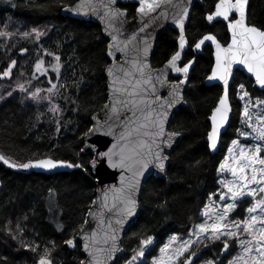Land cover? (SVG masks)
<instances>
[{"label":"trees","instance_id":"obj_1","mask_svg":"<svg viewBox=\"0 0 264 264\" xmlns=\"http://www.w3.org/2000/svg\"><path fill=\"white\" fill-rule=\"evenodd\" d=\"M76 1L0 0V155L9 161H0V264H38L45 252L55 264H80L85 257L81 243L72 249L66 241L85 226L96 197L90 168L93 155L84 153L83 145L92 115L108 101L105 70L111 61L109 40L100 24L63 14V8ZM217 1L204 0L193 6L186 31L189 50L183 63L195 57V66L185 91L187 105L174 115L169 127L181 139L170 155L165 177L153 174L145 182L139 216L127 229L124 254L115 264H127L133 257H138L136 264H153L150 261L171 235L186 236L204 220L206 207L220 209L227 202L219 198L227 191L220 181L230 180L231 175L221 173L219 166L233 140L239 142L238 147L254 148L260 143L264 148L253 131L256 126L264 127L255 120L264 114V90L241 70L235 72L230 88L233 115L218 152L212 153L206 140L222 88L205 83L214 62L211 46L199 54L192 46L207 33L222 42L228 40L225 23L207 21ZM119 5L129 18L135 15V0ZM248 20L264 30V0H250ZM178 36L172 27L161 33L153 56L155 67L177 51ZM40 60L51 66L49 74L36 70ZM55 65L60 67L58 72ZM7 69L11 72L5 76ZM240 84L249 93L243 100ZM246 103L253 127L244 123ZM260 155L264 157V151ZM43 157L81 167L45 174L10 166ZM252 204V198L244 197L231 216L244 220ZM149 238L152 243L145 252L149 261L143 262L138 253L141 241Z\"/></svg>","mask_w":264,"mask_h":264},{"label":"water","instance_id":"obj_2","mask_svg":"<svg viewBox=\"0 0 264 264\" xmlns=\"http://www.w3.org/2000/svg\"><path fill=\"white\" fill-rule=\"evenodd\" d=\"M124 1L115 0L113 3L112 0H77L73 5H68L62 10L66 16L92 20L100 24L103 34L109 40L107 54L111 61L105 70L108 101L99 111L92 115V127L84 138V153H92V161L95 160L97 162L95 168L92 167V161L90 163L96 182V197L88 211L87 223L71 239L74 242V246L68 244L73 249L77 242L81 243L85 257L80 264H93V257H96L100 264H115L117 259L124 254L122 241L127 229L139 216L142 188L147 179L153 174L165 177L167 166L171 161L170 155L175 149L177 142L181 139V134L178 133V135L172 137L169 145L167 134L177 133L170 131L169 127L174 115L181 107L187 105L185 91L192 69L195 66V57L187 63H183L185 53L189 50V39L186 31L193 6L195 3H202L204 0H148V3L153 5V10L147 11V5H145L146 11L144 13L139 11L141 8L140 0H136V13L131 18H129L128 11L119 5V3ZM249 5L250 0H248L246 7L247 23L253 25L248 20ZM214 12L215 9L210 14ZM233 16H236L235 19L239 18V14L234 11L227 21L222 18H214L212 21L207 19V21L210 24L216 21H223L228 25L233 21H231ZM180 21H183L182 30ZM253 26L259 28L256 25ZM168 27L176 29L179 34L177 40L178 49L174 53H181L177 66L183 67L191 62L185 83H181L185 74L176 72L168 64L174 54L163 65L159 67L153 65V56L158 39ZM229 33L231 39L227 45H224L215 34L207 33L193 46L194 51L198 54L203 51L206 45L212 46L214 62L205 83L207 85L221 86L222 94L220 98L224 93L223 81L208 79L216 66V43L205 40L200 48H196L195 45L205 36L213 35L222 47L227 48L232 40L230 28ZM181 35H183L185 40L183 49L180 47ZM109 70H111V74H109ZM236 70L245 72L253 79L259 89L264 90L256 83L254 75L249 73L246 67L239 64L232 66V73L228 82V98L231 111L227 124L220 129L219 140L215 150L210 147L208 135L212 130L211 116L214 109L219 106V101L209 118L210 130L206 140L212 153L218 152L222 136L231 122L233 105L230 88ZM172 77L178 79H172ZM148 81L151 83H148ZM177 89L180 91L182 99H178V102L174 103L172 107H168V102L173 99L174 91ZM129 92L133 93V95L129 96ZM134 99L137 101L136 104L131 103ZM113 107H115L116 111L112 110ZM165 112L167 116L163 117L162 114ZM160 118L165 121V135L161 137L150 135L149 133H154L158 130L153 121H158ZM113 145H115V148H113ZM109 151L113 153H121L122 151V154L128 158L126 159V167H112L108 163L107 157L99 155ZM156 152H159L162 158H166L164 159L165 167L163 170L157 167ZM45 158L52 157L39 159ZM113 160H118V156H114ZM144 163H148L147 168L143 167ZM80 167V165L77 167L62 166L51 170L33 167L29 168L28 171L54 174L62 171H72ZM1 189L2 180L0 178V191ZM130 194L136 201V205L133 214L127 216L122 210L127 206L126 200ZM117 221H123V223H117ZM85 244L88 245V250H85ZM113 248H115V251H113ZM206 250L207 247L192 255L187 261H190V264H194ZM226 252L224 251V254Z\"/></svg>","mask_w":264,"mask_h":264},{"label":"snow or ice","instance_id":"obj_3","mask_svg":"<svg viewBox=\"0 0 264 264\" xmlns=\"http://www.w3.org/2000/svg\"><path fill=\"white\" fill-rule=\"evenodd\" d=\"M114 3L115 0H112ZM141 8L140 12L144 13L146 11L145 5H147V11L153 10V5L148 3V0H140ZM248 0H219L216 4L215 12L208 15L207 19L212 21L214 18H222L223 20H229L230 15L235 11L239 14L238 19H233L232 22L228 24L232 32V40L227 48H224L216 40L213 35L205 36L199 43L195 46L200 48L201 44L205 40L212 41L216 43V66L212 70V75L208 78L209 80L219 79L223 81L224 93L219 100V106L216 107L211 116L212 130L208 135V140L210 141L211 149L215 150L217 147V142L219 140L220 129L224 127L228 122V116L231 111V106L229 104L228 98V82L229 77L232 73V66L234 64L243 65L246 67L249 73H252L255 77V81L262 88H264V30H261L253 25L247 23L246 17V7ZM181 30L183 29V21H180ZM35 31V30H34ZM3 35V33H0ZM25 35H28L25 33ZM37 33V38L39 37ZM184 37L181 35L180 47H184ZM180 52L174 54L168 61V64L176 72H182L185 74L184 80L181 83L187 81V73L191 67V62L184 65L183 67L177 66V61L180 59ZM57 61L59 57H56ZM15 61H12V65H15ZM41 61L36 65V70H41ZM55 70L59 71V65L56 66ZM46 71V69H45ZM11 69L4 73L5 76L10 75ZM111 74V70H109ZM148 83H151L148 81ZM23 87V86H21ZM55 87V85L53 86ZM239 88L241 90L240 99L243 100L245 97H249V93L244 89V85L240 84ZM36 93H33L35 96ZM129 96L133 93L129 92ZM178 99H182L180 91L177 89L174 91V97L168 102V107L178 102ZM143 102V101H140ZM131 103L136 104L137 101L134 99ZM259 101L256 103V107L260 106ZM116 111L115 107L112 109ZM163 117L167 116V113L162 114ZM243 116L245 117L244 123L249 127L252 126L253 117L250 115L247 103L243 109ZM255 120L264 123V114L257 115ZM157 127V131L154 133H149L155 137H161L165 135L164 119L160 118L158 121H153ZM256 133L255 139L257 141L264 142V127L256 126L253 128ZM243 135H250L251 133H242ZM178 135V133H168L167 139L169 145L173 136ZM239 142L237 140L232 141V147L228 149V156L224 159L223 163L219 166V171L221 173H229L232 177L231 180H221L220 183L227 189L226 192H221L220 200L224 201L229 198L232 202L225 203L221 205L220 209L216 210L215 217L212 223H204L198 225L199 234H204L205 236H210L213 239H220L221 236L225 238L239 237L241 229L248 237L247 239H239V244L242 249L240 255L235 257L230 264H264V198L255 199L258 194H264V157H261V152L264 151L260 143H257L254 148L238 147ZM157 147H159L157 145ZM115 148V145H113ZM236 149V152H233ZM150 150V149H149ZM102 157L108 158V163L112 167H126V159L121 153H113L111 151L99 154ZM118 156V160L114 161L113 157ZM155 159L158 161L157 167L161 170L164 169V159L160 156L159 152L155 153ZM0 161L4 163H9V161L0 155ZM96 161H92V167L95 168ZM13 168L20 167L24 169L29 168H42V169H56L57 167L67 166V167H77L78 165H73L62 160H54L52 158L39 159L36 161H29L28 163L10 165ZM144 168L148 167V163H144ZM255 185L256 187H253ZM134 187V186H131ZM215 195V194H214ZM244 197H250L254 199L252 206L246 209L249 214L248 218L244 221H228L227 217L231 210L235 209L237 202L242 200ZM126 207L122 210L125 215L130 216L135 210L136 201L132 198L130 194L126 200ZM259 213V214H256ZM205 216L209 215L208 210L204 212ZM117 223H123V221H117ZM198 234V235H199ZM87 239V237H85ZM67 244L74 246L73 240L66 241ZM143 246H147L152 243V238L141 241ZM191 241L184 242L176 250V254L173 257H165L162 255L161 258L155 261V264H175V261L179 256H182L184 252L188 251ZM85 250H88V245H84ZM224 249H228L227 239H225ZM115 251V248H113ZM165 249H161L163 254ZM91 255V253H89ZM139 256L145 255V248L142 247L138 253ZM194 255V253H192ZM135 257L132 258L133 262ZM39 264H52L51 260L47 258H41ZM93 264H100V262L93 257ZM185 264H190V261H185Z\"/></svg>","mask_w":264,"mask_h":264},{"label":"rangeland","instance_id":"obj_4","mask_svg":"<svg viewBox=\"0 0 264 264\" xmlns=\"http://www.w3.org/2000/svg\"><path fill=\"white\" fill-rule=\"evenodd\" d=\"M136 1V0H135ZM43 62L41 64V70L38 71L41 74H49V70L51 69V66L49 65H45L43 60H40L37 62ZM57 65H55L54 69L56 68ZM46 69V71H45ZM9 69L6 70V72ZM60 70V67H59ZM232 179V177H231ZM230 179V180H231ZM253 187H256L255 185H253ZM264 198V194H258L257 197L255 199H261ZM253 199V198H252ZM232 201L227 198V202L226 203H231ZM253 203H254V199H253ZM237 206H238V202H237ZM236 206V208H237ZM235 208V209H236ZM208 210L209 215L204 217V220H202L201 222L195 224V226L193 227V229L186 235V236H181V235H177V234H173L171 235L166 244L161 248V249H165V252L162 254L161 253V249L159 250L158 254L150 261L153 264H155V261L159 258L163 256L165 257H173L176 254V250L180 247V245L184 242L187 241H191V245L188 249V251L184 252V254L182 256H179L178 259L175 261V264H185V260L191 255V253H196L198 251H201L203 249L204 246H209V252L206 253L200 260H198L195 264H230V262L237 257L238 255L241 254L242 249L240 247L239 244V239H247L248 237L246 236V234L243 232V229H241L239 237H231V238H225L223 236H221L220 239H213L210 236H205L204 234H199V229H198V225L200 224H204V223H212L215 214H216V210L215 208L212 207H206L205 210ZM231 210L227 220L228 221H244L248 218V215L246 216V218L244 220H241L238 217H232L231 213L235 210ZM204 210V212H205ZM259 214V213H256ZM199 234V235H198ZM225 239H227V244L229 246L228 248V254L225 257H222V252L224 250V242ZM145 248V252L148 251L150 249V244L147 245L146 247L143 246ZM191 252V253H190ZM43 258H47L49 260H51L52 264H55L52 259L48 256L47 252H45ZM135 261L133 262L132 258L127 262V264H136L138 262V257H135ZM141 260L143 262L145 261H149L147 259V255L142 256ZM39 264V262H38Z\"/></svg>","mask_w":264,"mask_h":264},{"label":"flooded vegetation","instance_id":"obj_5","mask_svg":"<svg viewBox=\"0 0 264 264\" xmlns=\"http://www.w3.org/2000/svg\"><path fill=\"white\" fill-rule=\"evenodd\" d=\"M219 1V0H218ZM217 1V2H218ZM217 4V3H216ZM216 6V5H215ZM215 9V8H214ZM213 12V11H212ZM234 18H236V16H233L232 18H231V21L234 19ZM223 22V21H222ZM209 23V22H208ZM223 23H225V22H223ZM210 24V23H209ZM226 24V23H225ZM227 25V24H226ZM227 30H228V34H229V38H228V40L226 41V42H222L224 45H227L228 43H229V41H230V39H231V36H230V33H229V27H228V25H227ZM218 38V37H217ZM194 46V45H193ZM193 46H192V49H193ZM211 46V45H210ZM211 49H212V46H211ZM213 50V49H212ZM193 51H194V49H193ZM194 52H196V51H194ZM198 54V53H197ZM213 66V65H212ZM237 71V70H236ZM245 73V72H244ZM246 74V73H245ZM235 75V74H234ZM172 79H178V78H174V77H172ZM234 79V78H233ZM252 79V78H251ZM253 80V79H252ZM255 83V82H254ZM207 247V250L206 251H204L202 254H206V253H208L209 251V246H204L203 248H206ZM228 248H229V246H228ZM203 250V249H202ZM201 250V251H202ZM224 251H225V249L223 250V252H222V257H225L227 254H228V249H227V252L224 254ZM198 252H200V251H198ZM198 252H196V253H198ZM194 253V252H193ZM196 253H194V254H196ZM191 255H192V253H191ZM200 259V258H199ZM198 259V260H199ZM196 263V262H195ZM194 263V264H195Z\"/></svg>","mask_w":264,"mask_h":264}]
</instances>
